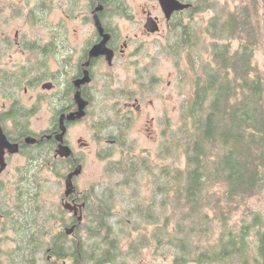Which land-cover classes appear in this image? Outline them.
Listing matches in <instances>:
<instances>
[{
	"label": "rangeland",
	"instance_id": "rangeland-1",
	"mask_svg": "<svg viewBox=\"0 0 264 264\" xmlns=\"http://www.w3.org/2000/svg\"><path fill=\"white\" fill-rule=\"evenodd\" d=\"M45 1L48 4L57 2L60 7L51 10L40 9L43 0H0V39L6 36V40H11L8 53L0 51V78L5 73L11 74L10 71H16L15 69L22 65H34L33 71L26 74L21 88H10V82L8 86L0 85V115L9 108L13 99L20 100L22 110L29 114L24 120L25 125L37 132H44L52 126V118L58 104L56 94L58 95L61 89H44L43 84L58 76L62 81L69 77L74 70L71 65L66 66L67 63L71 60L73 66H77L83 48L93 38L94 28L83 22V12L76 13V17L72 16L66 0ZM219 1L225 3L226 0ZM126 2L129 4L126 14L111 16L109 22L120 26L123 39L129 38L128 50L124 57L114 59L111 66L107 62L97 66L91 88L94 96L91 113L70 130V140L84 165L75 185L78 191L88 196L91 209H94L96 196L105 198L112 206L111 221L119 239L121 261L124 260L127 264H175L174 247L169 241L178 234L173 226L181 219L182 209L185 207L186 210L187 206L185 202L178 201L179 198L171 196V192L169 195L161 192L158 183L166 180L169 182L171 170L188 167L187 153L181 148L175 156L169 158L166 151H171L172 137L182 135V129L185 128L186 120L182 118V107L188 105L194 82L190 67L193 63H201L211 58L210 36L205 33V27L215 11L209 9V6L212 7L210 3L200 11L196 9L182 15L183 23L190 25V39L194 43L188 50L181 46L176 31L166 25L165 16L157 0ZM198 4L199 1L195 6ZM234 4L232 0L229 3L230 8H233ZM145 5H157L154 16L162 19L161 31L151 37L144 34ZM16 37L23 45L35 40L39 46L53 42L51 44L56 52L42 53L41 49L36 52L24 46L22 49L14 45ZM256 62L264 66V49L257 51ZM58 66L64 71L66 66L69 73L65 71L62 75L60 72L57 76ZM35 70L37 71L33 73ZM38 74H43L42 81L29 82ZM131 91L139 98L142 107L136 115L126 111L128 93ZM132 101L136 102L135 98ZM130 115L134 119L131 125L127 126L126 139L133 147L126 148L121 144L108 142L109 139L114 140L120 131L112 122L129 118ZM4 117L6 113L2 118ZM5 120L9 127L13 126L12 123L15 124L12 118ZM80 138L88 145L81 146L78 143ZM51 155L53 156V153ZM133 159L136 163L146 161L147 166H141L142 169L130 176L121 169V165ZM119 162L121 165L117 171L115 167ZM66 172V164L58 163L52 169L48 165H41L40 160L30 161L21 155H13L1 177L3 193L0 199L7 201L9 209L6 211L15 215L17 212L11 204L16 201V193L12 191L18 179L21 176L24 178V183L28 184V187L24 184L27 194L36 195L35 201L41 210L38 219L48 231L45 235L47 241L54 233L64 230V222L69 223L72 218L68 212L62 215L58 211L66 203L63 199L66 191ZM227 189L224 183H215L210 187L215 199H221L226 212H220L214 202H207L195 216L197 221L200 218V223L195 220L194 223L188 221V224L203 227L209 234L206 235V239H209L205 242L214 245L226 230L235 235L244 234L248 242L247 264H259L262 261L259 254V232L264 231V187L254 196H247L237 206L226 198ZM19 204L20 201L15 205ZM150 204H153L151 211L154 219H148L137 211V208L143 211V208ZM31 205L32 203L29 208ZM0 218L3 222L6 221V216L0 215ZM64 218L67 221H64ZM244 225L247 226L245 231ZM196 233L200 234L197 230ZM86 234L85 232L84 236ZM16 239L17 234L8 223L5 231L0 233V264H12L9 255L17 246ZM40 257L39 264H45V259L41 255Z\"/></svg>",
	"mask_w": 264,
	"mask_h": 264
},
{
	"label": "trees",
	"instance_id": "trees-1",
	"mask_svg": "<svg viewBox=\"0 0 264 264\" xmlns=\"http://www.w3.org/2000/svg\"><path fill=\"white\" fill-rule=\"evenodd\" d=\"M126 1L106 0L108 19L126 14ZM189 1H192L190 12L196 9L200 11L211 3L209 9L214 10L215 14L205 27V33L210 36L211 58L193 63L190 67L194 82L188 105L182 107L185 128L182 129V135L172 137L171 151H166L169 158L181 148L187 153L188 167L168 171L169 182L158 183L161 192H165V195L171 192V196L179 198L178 201L185 202L187 206L186 210L185 207L182 209L181 219L173 226L178 234L171 238L169 244L174 247L175 264H228L238 261L247 264L248 242L244 234L235 235L226 230L214 245L205 242L209 234L203 227L191 225L204 203L214 202L220 212L227 211L221 199H215L210 190L215 183L226 184L228 189L225 196L236 206L264 187V66L256 62L257 51L264 49V0H234L233 8L229 6L232 0H226L225 3L219 0ZM197 1L199 4L196 7ZM176 19L174 28L179 42L190 50L194 45L190 39V25L183 23L181 15ZM109 23V27H112ZM51 43L39 46L35 40L28 44V48L51 53ZM33 68L34 65L21 73H5L0 78V85L8 86L10 82V88H21L26 74L31 73ZM43 79V74H38L29 82L39 83ZM28 116L27 111L18 106L6 113V117L12 118L20 129L27 127L24 120ZM129 121V118H121L112 122L120 130L115 139L119 138L121 145L126 148L131 147L126 139ZM27 154L30 161L40 160L41 165L48 161H53V165H67L62 159L55 160L45 146L31 148ZM120 165L121 162L116 163L115 170L118 171ZM141 166H147V162L136 163L133 159L124 162L121 169L132 176L143 168ZM180 179L182 181L179 183ZM24 184L26 182L21 187L17 201H20L19 208H13L17 215L6 211L9 209L7 201L0 199V214L6 216L4 222L0 218V233L5 231L9 223L17 234V246L9 255L12 264H39L40 255L45 259V264H127L120 260L119 239L111 221L112 206L105 198L94 194V209L90 208L89 200H86V213L75 234L69 235L62 230L47 241L45 235L48 231L38 219L41 210L37 207L36 195L27 194L28 184ZM31 203L33 206L29 208ZM152 208L153 204H150L143 211L139 208L137 211L148 219H154ZM58 211L62 215L68 212L64 207ZM188 221L193 223L188 224ZM196 222L200 223V218ZM64 224L69 225L68 222ZM246 227L244 225V231ZM259 236V254L262 258L259 264H264V231L259 232Z\"/></svg>",
	"mask_w": 264,
	"mask_h": 264
},
{
	"label": "flooded vegetation",
	"instance_id": "flooded-vegetation-1",
	"mask_svg": "<svg viewBox=\"0 0 264 264\" xmlns=\"http://www.w3.org/2000/svg\"><path fill=\"white\" fill-rule=\"evenodd\" d=\"M105 1L106 0H66V2L68 4V9L72 11V14H73L72 16L76 17V13L83 12L84 13L82 15L83 22L85 24H90V25L94 26L93 35H92L93 38H91L88 41L87 45L83 48V50H82L83 52H82V54L78 60L77 66L75 65V67H74L71 60H70V63H67L66 66L71 65V67H73L74 71L70 73L69 77L65 81H62V79L58 78L59 77L58 74L61 72L62 75H64L65 71L69 73V68H66V66H64L65 71L63 68L61 69L58 66L57 68H59V69H57L58 71L56 70L58 77L54 78L53 81H48V82H51L53 84V87L51 89H53L54 87L61 88L58 95L56 94L58 104H57V107L55 110L54 117L52 118V126L50 128H48L44 132H42V131L37 132V131H34L30 126L20 129V128H18V126H15L14 123H12L13 124L12 127H9L8 125H6L5 119L7 117H4V119L2 118L3 116H5V114L0 115V127L3 128L4 133L7 136L8 140L13 142V143H19V152H17V153H11L8 150V148H5V151H6L5 152V159L7 162V167L9 164L10 157L13 155H21L26 160H28L29 157H28L27 152L29 150H31V148H35L36 146H39L41 148L45 146V148L49 151V154L53 153L55 160L62 159L64 161H66L67 172L65 174V178L67 177V175L69 173H71L72 171L75 170L77 165H79V164L83 165V163L81 162L82 159L78 156V153L76 152L75 145L70 140V137H69L70 130H71L73 125H75L76 123L82 122L91 113V108H92V104L94 101V96L92 94L91 88H92L93 81L95 79V72H96L97 66L99 64L104 65L106 62L109 64L106 56L102 55V56L97 57V58H92L90 65L88 67H85V63H87V61L90 60L91 48L96 43L100 42L103 39V37L101 36V34L99 32V29L96 26V16L99 18L103 27L105 28V32L111 33V39H110L108 45L110 48L114 49V51H115L114 59L124 57L126 54V51L128 50V47L130 45L129 38L123 39L122 34H120V30H121L120 26H115L112 24V27H109L110 23H109L108 13H107V3H105ZM157 1L159 2L158 6H160V8H161V10L165 16L166 25L169 28H171L172 30H175L174 24L177 21L176 18L180 15L182 16V15L188 13L189 9L192 7V4L190 2H187L188 0H180L181 2H184V3H190L191 6L187 9H184V10L175 11L174 13H172L170 19H168L166 14L163 11L161 5H160V0H157ZM128 6H129V4H127V7ZM145 6L146 7H143V12H144V17H146V20L148 17L153 16L157 20V22L159 23V27H160V29L157 32H152V31L148 30L146 28V26L144 25V27H145L144 34L147 37H151L154 34H157L161 31L162 19L158 16H154V10L157 7V5H154V6L145 5ZM55 7H60V4H58L57 2H54V1H52V3L48 4L45 0H43V2L40 3V9H43V10H51V9H54ZM6 39H7L6 36H2V38L0 39V51H2L4 54L8 53L7 49L9 47H11V44H10L11 40H6ZM14 45L21 47L22 49L24 46V47H26V49H28L27 42L24 43V45H23V42L20 39H18L17 37L14 39ZM51 52H56V49H54L53 45H52ZM109 65L111 66L112 64H109ZM27 68H28L27 65H22V66L16 68L15 69L16 71H10V72H11V74L17 73V72L21 73V72H24ZM85 68H88L90 70V76L92 78V81L90 83L82 84L80 89L82 91V96L89 101V104L86 108V115L84 117H82L80 119H76L74 121H69V120L65 119V125L67 127V132L64 136V144L68 145L73 150V155H71L69 157H61V156L57 155V149L59 147L60 141L56 138L57 134L59 132H61L60 119H61L62 114H69L71 112L78 110V105L75 101V93L77 91V86L75 84V81L84 77ZM51 89H48V90H51ZM133 98H135L136 102L132 101ZM15 106H18L21 109L20 100H14L13 99V101L10 103L9 108L5 109V111L2 113L10 112L12 110V108ZM5 107H6V104H5ZM141 110H142V107H141V104L139 103V98L135 97L134 91H131V93H128V101L126 102L127 113L128 114L133 113L136 115ZM129 119H130L129 123L131 125V122L133 121L134 118L130 115ZM50 134H52L51 138L48 137V135H50ZM126 134H127V129H126ZM27 137L36 138L38 141L35 143H29V142H27ZM108 142H111L112 144H121L119 138L114 139V140L109 139ZM78 143L81 146H87L88 145V143L81 138L78 139ZM55 163H56V161H55ZM43 165H48V167L52 168V169H54V166H56V165L53 166V161H48L47 163H44ZM7 167L0 173V195L3 193L2 185H1V177H2V174L5 172V170H7ZM83 169H84V165H83ZM81 174H82V172L79 175H81ZM79 175L74 177V183H75L76 178ZM23 183H24V178L21 176L18 179L17 183L14 184V190L12 192L16 193V201L11 204L14 207V209L19 208L15 204L19 200V195H20V191H21V187L23 186L22 185ZM75 187H76V185H75ZM87 197L88 196H85L84 193L78 191L77 187H76V191L72 195H70L69 197H64L63 199H64V202H68V203H71L73 205H80L81 203L86 204ZM66 210L68 211L70 216H72L73 218H71L69 225L64 224L66 226V227H64L65 231H66L67 227L73 226L74 224L78 223V221H79L78 217L81 213V210H79V213L77 215L73 211H70L69 209H66ZM85 213H86V205L83 208V216ZM49 259L51 260L50 256H49ZM63 264H66V263L64 262Z\"/></svg>",
	"mask_w": 264,
	"mask_h": 264
},
{
	"label": "water",
	"instance_id": "water-1",
	"mask_svg": "<svg viewBox=\"0 0 264 264\" xmlns=\"http://www.w3.org/2000/svg\"><path fill=\"white\" fill-rule=\"evenodd\" d=\"M160 5L166 14L167 18L170 19L172 13L175 11H180L187 9L191 6L190 3H184L181 2L180 0H160ZM102 8V7H101ZM96 26L99 29V32L103 39L96 43L90 50V60L85 63V67H88L91 63L92 58H97L102 55H105L109 64H113L114 62V57H115V51L114 49L110 48L108 43L111 39V33L105 32V28L103 27L101 21L99 18L96 16ZM145 26L148 30L152 32H157L160 27L159 23L157 20L153 17L150 16L147 18ZM92 81V78L90 76V70L88 68H85L84 71V77L78 79L75 81V84L77 86V91L75 93V101L78 105V110L71 112L69 114H62L61 119H60V126H61V132L57 134V139L60 141L59 147L57 149V155L61 157H69L73 155V150L66 144H64V136L67 132V127L65 125V119L69 121H74L76 119H80L86 115V108L89 104V101L85 99L82 96V91L80 89L82 84L85 83H90ZM53 87V84L51 82H46L43 85L44 89H51ZM49 138L52 137V134L48 135ZM38 140L33 137H27V142L29 143H35ZM5 148H8V150L11 153H17L19 152V143H13L8 140L7 136L4 133V130L2 127H0V173L7 167V162L5 159ZM83 170V165L79 164L75 168L74 171L69 173L67 177L65 178V186H66V191H65V197H69L72 195L75 191V183H74V177L79 175ZM85 203H81L80 205H73L71 203L66 202L64 204V207L66 209H69L70 211H73L76 215L79 213V210H81V213L78 217V223L74 224L73 226L67 227L66 233L71 235L75 234L76 228L82 223L83 221V208L85 207Z\"/></svg>",
	"mask_w": 264,
	"mask_h": 264
}]
</instances>
